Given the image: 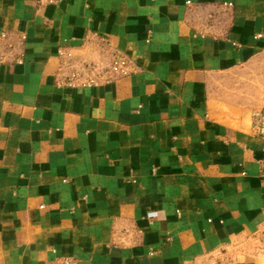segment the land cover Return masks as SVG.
Masks as SVG:
<instances>
[{"label": "crops", "instance_id": "0c3cea01", "mask_svg": "<svg viewBox=\"0 0 264 264\" xmlns=\"http://www.w3.org/2000/svg\"><path fill=\"white\" fill-rule=\"evenodd\" d=\"M253 110L264 0H0V264H264Z\"/></svg>", "mask_w": 264, "mask_h": 264}, {"label": "built area", "instance_id": "2783aa9c", "mask_svg": "<svg viewBox=\"0 0 264 264\" xmlns=\"http://www.w3.org/2000/svg\"><path fill=\"white\" fill-rule=\"evenodd\" d=\"M46 2L47 4L57 5L63 0H41ZM256 38H260V36H256ZM92 40H95L98 44H100L101 48L106 46L104 39L98 36H93ZM240 46V45H239ZM62 52L59 53L61 55ZM110 64L108 68L99 69L91 64L83 63L82 67L78 70H74L70 73V77L68 79V85L71 87L81 86V87H91L96 85L99 81H108L112 79L114 76H125L129 70V63L116 52H111L110 55ZM250 129L252 134L261 141L262 145V155L261 159L257 163V179L260 183L261 188L264 189V110H253L250 113ZM154 214L150 213L147 215L148 219L154 218ZM261 233L264 234V226H258ZM53 264H74V259L71 257H61L57 262Z\"/></svg>", "mask_w": 264, "mask_h": 264}]
</instances>
